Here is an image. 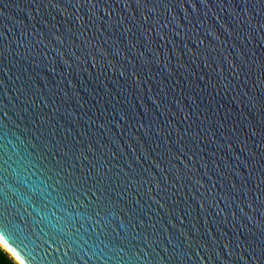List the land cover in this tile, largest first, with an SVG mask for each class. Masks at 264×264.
Wrapping results in <instances>:
<instances>
[{
    "label": "water",
    "instance_id": "1",
    "mask_svg": "<svg viewBox=\"0 0 264 264\" xmlns=\"http://www.w3.org/2000/svg\"><path fill=\"white\" fill-rule=\"evenodd\" d=\"M0 248L264 264V0H0Z\"/></svg>",
    "mask_w": 264,
    "mask_h": 264
},
{
    "label": "clouds",
    "instance_id": "2",
    "mask_svg": "<svg viewBox=\"0 0 264 264\" xmlns=\"http://www.w3.org/2000/svg\"><path fill=\"white\" fill-rule=\"evenodd\" d=\"M0 264H18V261L5 252L3 248H0Z\"/></svg>",
    "mask_w": 264,
    "mask_h": 264
}]
</instances>
